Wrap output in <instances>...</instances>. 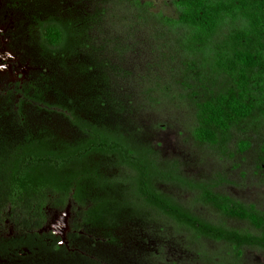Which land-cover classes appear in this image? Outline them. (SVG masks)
I'll use <instances>...</instances> for the list:
<instances>
[{"label":"trees","instance_id":"16d2710c","mask_svg":"<svg viewBox=\"0 0 264 264\" xmlns=\"http://www.w3.org/2000/svg\"><path fill=\"white\" fill-rule=\"evenodd\" d=\"M112 3V10L119 9L109 15L115 29L144 34L162 69L140 78V107L182 110L193 142L220 159L248 150L245 135H264V0H171L165 11L147 0ZM38 28L41 51L55 60L66 79L86 74V66L72 61L83 45L82 29L56 17L39 22ZM51 80L42 76L33 91L24 93L22 102L31 108L17 105L20 129L5 128L9 136L23 138L15 137V147H1L8 151L7 157H0L3 165L7 159L14 161L0 173L6 187L2 194L23 198L19 209L26 226L32 217H41L45 205L63 208L70 203L77 227H87L108 245H117L112 232L122 222L142 221L161 224L191 246L215 244L217 250H200L207 263L242 264L244 248L264 252V209L216 191L230 180L221 174L207 181L185 178L177 161L160 160L154 149L136 142L133 133L82 116L78 108L85 100L52 87ZM103 80L95 90L88 86L94 91L88 101L122 110L123 102L109 93L107 78ZM49 91H54V99L47 97ZM32 114L44 121L33 127L27 121ZM158 184L191 193L190 206ZM193 206L210 209L218 221L195 214ZM224 220L244 227L227 226ZM97 253L89 252L92 258L79 254L74 264H107Z\"/></svg>","mask_w":264,"mask_h":264},{"label":"rangeland","instance_id":"374dc122","mask_svg":"<svg viewBox=\"0 0 264 264\" xmlns=\"http://www.w3.org/2000/svg\"><path fill=\"white\" fill-rule=\"evenodd\" d=\"M7 1L0 0V27L9 33L13 31V19L8 13ZM112 1L114 0H36L34 7H27L30 13L25 14L28 13V18L25 14L22 15V23L27 19L28 22L31 21V14H40L41 18L55 16L64 23H72L77 30L82 29L83 45L72 61L87 67L85 75L74 78L70 76L69 80L66 79L65 73L60 71L49 54L46 55L50 59L40 61L37 58L34 50L38 51V48L35 42H32L31 45L22 44L27 54H24L23 58L3 57L5 65L15 66H10L12 68L9 67V71L1 75L0 80L15 81L17 65H28V70L23 73L26 78L36 77L41 72L44 78L53 79L52 87L61 89L70 97L85 100L82 105L77 103L81 107L78 109L82 116L90 117L104 125L117 126L126 135L133 133L136 142L150 146L157 152L160 160L177 161L180 173L187 179L207 181L216 174L225 176L230 183L220 185L216 191L264 209V155L261 153L264 135H245L250 142L248 150L236 154L233 158L220 159L193 142L185 128L186 117L182 110L165 105L151 109L140 107L136 96L142 88L140 78L148 76L151 72L161 73L162 69H159L151 42L144 34L133 29H115L113 16L109 15H117L119 9L112 10L115 6ZM147 1L165 11L169 9L171 0ZM27 39L26 34L20 36V41L24 43ZM68 39L70 41V38ZM5 43L0 41V50ZM40 63L44 67H41ZM89 76L91 80L88 79ZM96 78L101 80L95 81ZM104 78H107L109 93L123 102L122 110L117 111L114 105L109 104L104 105L105 109L96 107L88 101V97L94 95L93 90L88 91L90 87L95 90L98 84L104 82ZM67 81L71 85H67ZM53 93L47 92V97L54 99L56 96ZM39 118L34 114L30 116L33 127L42 122L43 118ZM54 120L58 122V119ZM64 130L66 131V128ZM237 136L233 137L229 146L231 149L238 139ZM158 188L182 205L190 206L191 193L164 184H158ZM192 210L210 221H218L217 215L208 208L193 206ZM224 222L230 227H244L239 221ZM112 233L117 239V245L102 243L94 244L92 248L95 253H101L109 264H211L204 261L200 250H217V246L208 241H201L198 247L185 244L184 237L174 235L168 228L154 222H122ZM45 263L55 264L52 261ZM242 264H264V252L244 248Z\"/></svg>","mask_w":264,"mask_h":264},{"label":"flooded vegetation","instance_id":"af4514ba","mask_svg":"<svg viewBox=\"0 0 264 264\" xmlns=\"http://www.w3.org/2000/svg\"><path fill=\"white\" fill-rule=\"evenodd\" d=\"M35 1L36 0L7 1V6H9V8H7L8 13L13 19V31H9L8 33V30L0 27V41L6 42V46L4 45L0 50V76L7 73L9 67L14 65H5L3 63V57L21 59L23 55L26 54L22 44L28 43L31 45L32 42H35L38 51L34 50V54H37V58L40 61L50 59L49 56L41 53V37L38 25L39 22L48 21L55 16L41 18L40 14H31V21L28 22L27 19L25 23L21 22L22 15L25 14V12L30 13L27 7H34ZM28 13L25 14L26 17ZM2 26L4 25L2 24ZM20 34H26L28 38L26 43L20 41ZM42 65L43 64L40 63V66L44 67ZM17 67L18 72L17 74L14 73L16 76L15 81L0 80V157H7L6 154H8V151H3L1 147H15L19 145V141L16 140L15 137H18V139L20 138V140L23 138V135L9 136L5 131L7 128L11 129L12 126H18L20 129V125H18L20 119L16 118V111L18 110L17 105L20 103V107L23 109L31 108V105L25 104L26 102L24 101L22 102L24 93L27 89H32L33 91L32 86L35 85L36 82L38 84L40 78L43 76V73L41 74L40 72L36 77L30 76L26 78L23 76V73L28 70V65H17ZM14 71L16 72V70ZM45 71H48L46 65ZM27 121L30 122L29 119ZM3 129L4 132L2 131ZM14 159L16 160L17 158ZM10 161L14 162L13 160L7 159L4 162L5 165H9ZM6 166H4L3 162L0 160V173L8 171L6 169L8 167ZM21 168H23V166H18V170ZM1 179L0 264H46L45 262L52 260L55 264H74L76 263L74 258H78L79 254L92 258L93 255H89V252L92 254L95 253V250L93 251L92 249L94 244H105L103 238L96 236L95 233L91 232L87 227H77V220L75 219V215L71 213L70 203H67L63 208L45 205L41 217H32L31 222L26 226L24 217L19 209L23 198L19 195H15V197L11 199L4 197L5 194L2 193L3 189L6 187H4L3 184L4 178L1 177ZM66 211L68 213L66 218V229L63 231L61 230L62 218ZM97 254L103 256L101 253Z\"/></svg>","mask_w":264,"mask_h":264},{"label":"water","instance_id":"95a60500","mask_svg":"<svg viewBox=\"0 0 264 264\" xmlns=\"http://www.w3.org/2000/svg\"><path fill=\"white\" fill-rule=\"evenodd\" d=\"M67 215H68V213L66 211L65 214H64V217L62 218L61 230H63V231L66 229V218H67Z\"/></svg>","mask_w":264,"mask_h":264}]
</instances>
